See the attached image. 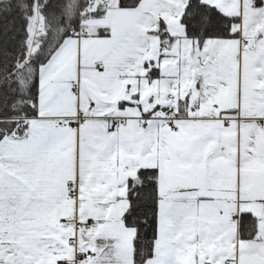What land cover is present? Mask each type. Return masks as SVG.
I'll return each mask as SVG.
<instances>
[{"label": "snow or ice", "instance_id": "snow-or-ice-1", "mask_svg": "<svg viewBox=\"0 0 264 264\" xmlns=\"http://www.w3.org/2000/svg\"><path fill=\"white\" fill-rule=\"evenodd\" d=\"M0 264H264V0H0Z\"/></svg>", "mask_w": 264, "mask_h": 264}]
</instances>
